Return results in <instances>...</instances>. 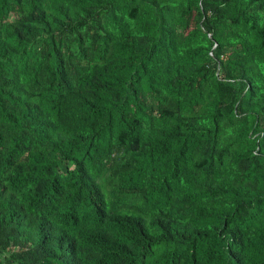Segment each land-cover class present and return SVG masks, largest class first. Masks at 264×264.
Instances as JSON below:
<instances>
[{
  "label": "trees",
  "instance_id": "obj_1",
  "mask_svg": "<svg viewBox=\"0 0 264 264\" xmlns=\"http://www.w3.org/2000/svg\"><path fill=\"white\" fill-rule=\"evenodd\" d=\"M0 264H264V0H0Z\"/></svg>",
  "mask_w": 264,
  "mask_h": 264
}]
</instances>
